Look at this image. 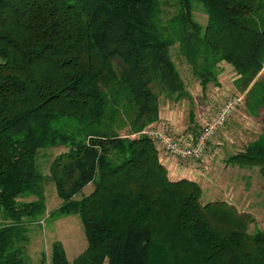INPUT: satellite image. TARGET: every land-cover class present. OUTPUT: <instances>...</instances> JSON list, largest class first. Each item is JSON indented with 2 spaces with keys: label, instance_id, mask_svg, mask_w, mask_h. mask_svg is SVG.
I'll return each instance as SVG.
<instances>
[{
  "label": "trees",
  "instance_id": "trees-1",
  "mask_svg": "<svg viewBox=\"0 0 264 264\" xmlns=\"http://www.w3.org/2000/svg\"><path fill=\"white\" fill-rule=\"evenodd\" d=\"M175 45L202 91L231 66L246 113L259 116L264 0H0V264H31L24 219L44 217L46 181L61 201L47 218L77 216L86 239L73 262L53 242L48 264H264L250 215L201 204L198 183L168 178L154 141L129 137L158 121L159 93L189 97ZM56 147L66 152L44 175L39 152ZM226 161L264 180V128Z\"/></svg>",
  "mask_w": 264,
  "mask_h": 264
},
{
  "label": "rangeland",
  "instance_id": "rangeland-1",
  "mask_svg": "<svg viewBox=\"0 0 264 264\" xmlns=\"http://www.w3.org/2000/svg\"><path fill=\"white\" fill-rule=\"evenodd\" d=\"M175 12L176 7L173 4L164 6L162 21L171 18ZM193 18L201 25L206 23L207 17L198 4L194 6ZM176 30L177 27L172 30L173 33ZM170 53L184 83V91L188 93L189 97H184L179 102H173L165 93H159L158 102L159 107L164 105L165 108L168 104L170 105L165 110L170 111L172 109L175 116L179 118L180 125H183L181 129L184 130L183 132L192 133V131L200 129L232 95L238 94L244 97V94L236 90L233 85L237 76L235 77L231 66L220 63L217 76L218 85L215 86L211 82L207 89L202 91L190 67L178 53L177 45L170 49ZM263 76L264 67L258 77ZM258 115L257 118H252L246 113L244 104L241 105L209 142L203 155L204 163L192 162V164H187L179 162L180 167H191V171L196 169L194 171L197 175L194 177L202 180L201 204L221 201L231 205L227 207L228 209L234 208L239 213H247L252 218V222L248 226L249 232L254 229L264 231V180L255 168H239L225 165V163L231 152L241 150L249 141L255 139L260 130L264 128V107L260 109ZM215 142L224 144L217 149V146L214 147L216 144H212ZM215 151L217 152L216 155L214 154ZM63 152H66L64 147L49 148L39 152L37 163L44 175H48L53 159ZM201 165H204L206 169ZM211 180L212 182H210ZM90 190V187H86L83 194H87ZM45 197L44 217L39 221L24 219L29 237L26 255L31 264H40L42 254H45L47 257L46 264H48L51 245L58 241L64 249L66 259L73 262L86 248L83 226L77 216L62 217L55 221L47 218V215L61 204L50 181L45 182ZM34 199L30 197L22 199V201L29 202ZM4 223L0 211V226Z\"/></svg>",
  "mask_w": 264,
  "mask_h": 264
},
{
  "label": "built area",
  "instance_id": "built-area-1",
  "mask_svg": "<svg viewBox=\"0 0 264 264\" xmlns=\"http://www.w3.org/2000/svg\"><path fill=\"white\" fill-rule=\"evenodd\" d=\"M242 101L243 95L234 94L227 98L215 115L201 126L196 135L173 134L169 124L158 119L157 122L145 127L138 133L131 134L129 137L135 138L144 135L150 138L161 149L165 158H174L179 161H198L203 157L211 139L224 127L241 106Z\"/></svg>",
  "mask_w": 264,
  "mask_h": 264
},
{
  "label": "crops",
  "instance_id": "crops-1",
  "mask_svg": "<svg viewBox=\"0 0 264 264\" xmlns=\"http://www.w3.org/2000/svg\"><path fill=\"white\" fill-rule=\"evenodd\" d=\"M235 77H236V75H235ZM169 107H170L169 104L165 108H164V105H162V107H159V119H161L163 121H166L169 124L171 132L173 134H180V133L184 134L185 133V132H183L184 130H181L183 125L182 126L180 125L181 123H179V118L177 116H175V113L172 111V109L170 111L169 110H165L166 108H169ZM171 108H172V105H171ZM198 131H199V129L197 131L196 130L192 131V133H194V132L198 133ZM192 133H187V134H192ZM212 144H216L214 147L217 146V149H218L220 146L222 147L224 143L222 144L221 142H219V143L215 142V143H212ZM216 151L214 152L215 155L217 154ZM234 153L235 152H231L229 154V157L232 156ZM203 159L204 158L202 157L198 161H191V160H189V161H179V160L174 159V158L162 157V163H163L164 167L167 170L168 178L170 180L177 181V180H181V179H187V180L193 181L195 183H198L201 186L202 180H198V179H196L194 177V176L197 175L196 172L194 171L196 169L191 171V169H190L191 167L190 168L189 167L185 168L184 166L180 167L179 166V162H183V163H187V164H192V162H194V163L195 162L196 163H202L204 161ZM225 165H226V163H225ZM201 166L204 167V165H201ZM204 169H206V168L204 167ZM170 177H172V178H170ZM204 182H205V180H204ZM210 182H212V180Z\"/></svg>",
  "mask_w": 264,
  "mask_h": 264
}]
</instances>
